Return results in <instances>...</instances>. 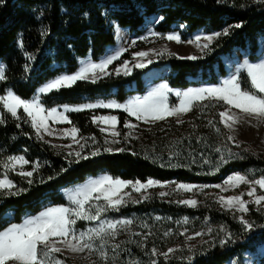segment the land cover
I'll return each instance as SVG.
<instances>
[{"label":"trees","instance_id":"16d2710c","mask_svg":"<svg viewBox=\"0 0 264 264\" xmlns=\"http://www.w3.org/2000/svg\"><path fill=\"white\" fill-rule=\"evenodd\" d=\"M155 16L163 17L154 26L157 32L176 31L184 40L199 30L220 32L237 23L242 27L233 28L229 35L215 39L210 45L211 51H206L202 59L161 55L146 68H134L131 75L109 74L95 83L81 80L71 87L52 91L42 97L43 106L81 105L96 100L123 102L133 95L143 94L147 89L145 75L163 67H168L169 73L153 79L152 83L165 80L170 87L178 89L217 84L227 75L222 57L233 49L246 51L250 62H256L262 55L264 3L257 0H0V63L6 76L0 81V95L10 90L30 100L48 81L74 73L80 59L99 60L107 48L115 44L114 24L139 34L144 30L146 20ZM241 82L250 87L245 72H241ZM223 107L222 102H195L181 120L170 117L143 125L132 150H100L99 155L79 163H69L70 160L41 147L32 137V127L25 122L22 111L19 120L4 113L6 122L0 124V145L14 149L25 143L51 165L60 167V172L53 179L27 185V191L19 196H0V214L13 210L16 220L22 215H35L42 206L40 200L46 195L101 173L139 181L174 180L198 184L219 183L233 173L248 175L250 180L259 179L264 176V155L245 143L227 140L228 132L219 122L218 115ZM96 112L104 110L69 112V124L82 134H96L98 129L92 120ZM117 114L118 126L123 130L128 116L122 111ZM216 148H221L225 156V149H230L243 158L229 160L217 168L221 153L216 152ZM248 206L249 211L244 216L253 224L249 230L240 223L236 213L224 210L211 200L193 208L152 198L125 205L119 211L110 210L103 217L118 219L152 213L187 217L193 222L194 231L211 228V239L189 251L183 238L177 235L173 240L179 249L167 264H189L186 257L192 258L191 264H226L230 261L244 264L245 253H256L264 247V207L251 203ZM89 224L77 221L75 227L84 229ZM220 239L227 242L221 245ZM155 244H151L150 250L166 248L164 244ZM127 252H135L134 247L126 248L123 257ZM56 255L65 264H73L68 257ZM157 264H165V260L157 258ZM257 264H264V254Z\"/></svg>","mask_w":264,"mask_h":264},{"label":"snow or ice","instance_id":"6c2138e0","mask_svg":"<svg viewBox=\"0 0 264 264\" xmlns=\"http://www.w3.org/2000/svg\"><path fill=\"white\" fill-rule=\"evenodd\" d=\"M222 2V0H218ZM257 2L264 3V0H257ZM161 20L163 17L160 18ZM183 27V26H181ZM242 24L237 23L235 25H229L220 32H214L210 35L200 36L197 35L193 40L188 43H193L197 48L201 50L202 55H188L186 57H178L180 59L197 60L202 59L203 54L206 51H211L210 45L214 39H218L221 36H227L231 33L233 28L239 29ZM150 35L157 36L158 33L150 32ZM168 41H175L177 43L182 42L178 33H170L163 37ZM140 39H147V37H141ZM201 40L204 43H201ZM133 45L135 40L131 42ZM21 43V47H22ZM127 51L126 48L118 49L114 54L108 55L105 59L99 62H93L86 60L76 72L72 74H63L52 81L46 83L39 89L40 93H50L52 91H59L61 88H68L81 80H91L93 83L97 79L103 76L109 75L107 71L109 65ZM154 51V50H153ZM162 53H157L160 55ZM149 56L148 52L140 51L133 53V60L135 63L129 66V61H124L121 65L115 68L116 75H131L132 69H143L149 64L153 63L152 59H145ZM29 59H32L29 56ZM241 71L246 72L247 83L250 87H246L241 82ZM6 78L5 70L0 67V81ZM168 89L166 84H161L158 88L154 89L148 94V96L142 99H133L126 104H121L115 100L97 103H87L78 106H63V111H58L53 107L50 110L44 109L38 97L26 100L12 91H6V94L0 95V124L5 123L4 113L10 114L13 118L21 119V110L27 117L25 122L31 123L32 128L36 131L37 137H41V133L53 135V131L48 126V118H52L54 122H68L70 123L66 112L83 111L85 109H122L129 116H134L137 120L148 121L151 118L152 121L164 120L168 116L178 115L181 113H187L192 110L194 102L203 103L205 101H216L217 103L223 102L228 107L224 111L219 112V122L228 129H234V126L239 124L244 117L255 118L259 122H264V59L259 62L245 61L241 66V70H238L235 74H231L227 79L219 86L215 87H201L190 89L188 91L177 93L180 97V103L178 106H169L166 101L165 91ZM207 106V105H205ZM231 109H237L238 112H233ZM47 111V116L41 113ZM243 114V115H240ZM99 121L101 124L111 127V135L116 137L120 135L117 132L116 125L118 123L117 117L114 115L94 117L93 122ZM180 122V121H178ZM209 124L215 128L216 125L212 121ZM19 127V124H17ZM125 127L132 128L134 125L126 123ZM106 128H101V131H106ZM219 132V129H216ZM78 129L72 127L70 130H63L62 135L64 137H71L73 141L79 146L80 150L70 151L68 156H74V161L79 163L81 160H87L91 156H97L100 154L99 148L93 150L89 155L83 154V149L87 146V142L80 144L77 139ZM93 139L94 138H90ZM227 140L232 143L235 142V138L232 135L227 137ZM118 141L113 140V143ZM107 143V141H106ZM239 145L237 144V147ZM66 147L71 148V145ZM104 151L112 152L114 149L105 148ZM115 151H124V149H115ZM216 152L221 153L219 164L227 163L229 160L240 158L239 154L232 153L230 149H225L227 156L222 153L221 148H216ZM205 163H208L205 160ZM29 161L23 155L8 156L6 159H0V168L3 172H0V196L10 197L19 196L26 189L18 187V185L10 178V173H15L26 179L27 183L31 185L33 183V174L37 172L40 165L39 163H32L30 171H25L24 166L28 165ZM179 166V165H176ZM19 169V170H17ZM49 179H53L49 177ZM43 182V181H42ZM224 185L227 187L238 188L241 185H248V191L235 196H220L218 202L222 207L228 210L235 209L236 211L246 214L249 211V203H254L258 206L264 207V194H257V186L264 192V176L259 179L250 180L248 175L234 173L229 175L224 181ZM164 185L153 179H148L146 182L126 181L120 178H114L108 175L99 179H94L90 183L77 187L73 191L69 192L67 199L69 206H55L48 207L44 211L35 216H29L22 220L20 223H10L8 226L0 228V264H65L64 260L57 257L56 254L64 251L72 253H83L87 251L89 254H96L102 264H115L116 256H109L108 248L111 249L113 254L117 253L121 247L120 243H110L115 241L116 237L122 231H131V226L136 223L133 218H102L103 214L108 211H119L120 208L126 205L129 201L139 203L140 200H132L130 193L124 190L131 187L133 192L143 193L151 187ZM200 186L192 184L177 183L174 191L192 192ZM203 187H208L207 185ZM214 187H220L222 191H226L227 188L221 185ZM170 193L160 192V197H165ZM247 195L251 197V201H246L243 196ZM127 197L128 199H126ZM142 199L144 197L142 195ZM103 201V203H101ZM179 204H183L188 207H197L198 201L196 199H182L176 201ZM5 219H11V214L6 213ZM156 220H160L161 217H155ZM91 221L95 222L94 226L88 227L85 230L78 231L74 226L77 221ZM240 223L246 230L253 227V224L249 222L244 215L239 217ZM178 224H187L188 219L184 218L181 221H176ZM139 226L145 229H149V225L146 222L141 221ZM211 232V229L208 230ZM187 229L180 232V235H186ZM171 234V229L164 232L165 236ZM134 235H141V240L138 242L143 247L144 241L149 235H152L151 231L141 234L134 233ZM204 235L201 232H195L192 236H186V239L191 240L194 237H200ZM231 237L229 236L228 239ZM98 242V243H97ZM227 242L226 239H220L219 243L224 245ZM207 244L208 242L205 241ZM192 249L190 248L189 251ZM176 249L169 248L166 252L160 253L156 248L151 250L153 257L162 255L165 258V264H167L170 254H174ZM189 264H191V257H186ZM92 264H96L95 261ZM133 264H140V262H133ZM150 264H157L156 259H152Z\"/></svg>","mask_w":264,"mask_h":264},{"label":"rangeland","instance_id":"374dc122","mask_svg":"<svg viewBox=\"0 0 264 264\" xmlns=\"http://www.w3.org/2000/svg\"><path fill=\"white\" fill-rule=\"evenodd\" d=\"M160 20L159 16L151 17L146 20L144 24V30L142 33H133L130 32L127 28H121L118 25L114 24L113 30L116 36V41L115 44L112 47H108L105 54L97 61L92 60L90 57H85L83 59L79 60L78 68L86 61H93V62H99L103 59H105L108 55L114 54L118 49L120 48H126L127 51L123 52V54L119 57V59L115 60L111 65H109L107 71L110 74H115V68L121 65L124 61H129L130 64L129 66L135 61L133 60V53L135 52H148L149 56L145 59H152L155 61L159 56L161 55H173L176 57H186L188 55H196V56H201V50L195 46L193 43H188V41L193 40L197 35L204 36V35H210L212 33H206L204 31H197L193 33L191 36H189L187 39H182L181 36V41L180 43H177L175 41H168L167 39H164L166 35L170 33H178L176 31L174 32H169V33H160L157 32L154 29V26L156 23ZM150 32H155L158 33L159 35L157 36H152L150 35ZM179 34V33H178ZM180 35V34H179ZM141 37H147V39H140ZM135 40L136 43L133 45L131 42ZM215 40V39H214ZM213 40V41H214ZM201 43H204L203 40H201ZM154 50V51H153ZM261 50H262V55L261 57L256 61L259 62L260 60L264 59V42H261ZM157 53H162L160 55H157ZM205 54V53H204ZM203 54V55H204ZM222 61L227 69V75L225 77H222L218 80L217 84H202L200 86L196 87H189L186 89H178V88H172L169 86V84L165 80H161L157 83H152L153 79L157 77H164L169 73V68L168 67H163L159 70L147 73L145 75L146 83H147V89L143 94L140 95H133L126 99L123 102H118L121 104H126L128 101L133 100V99H142L150 92H152L154 89L158 88L161 84H166L168 86V89L170 91L166 90L165 91V96H166V101L169 104V106L176 105L178 106L180 103V97L177 96V93H182L185 91H188L190 89H195V88H201V87H215L219 86L223 80L227 79L231 74H235L238 70H241V66L244 64L245 61L250 62L247 59V52L246 51H241L239 49H233L229 54H226L225 56L222 57ZM0 67H3V64L0 63ZM4 68V67H3ZM134 69V68H133ZM132 69V70H133ZM78 70V69H77ZM76 70V71H77ZM75 71V72H76ZM243 72V71H241ZM246 73V72H245ZM123 75V74H121ZM104 77V76H103ZM55 79V78H54ZM100 79V78H99ZM53 80V79H52ZM50 80V81H52ZM48 81V82H50ZM47 82V83H48ZM46 84V83H45ZM44 84V85H45ZM42 85L41 87H43ZM39 87L35 93V95L31 98H36L38 97L41 104H42V97L46 95L45 93H40ZM48 94V93H47ZM100 101L108 102L112 100H96L93 102H87V103H97ZM117 102V101H116ZM222 102V101H221ZM84 103V104H87ZM195 103V102H194ZM222 104H224L222 102ZM83 105V104H81ZM65 106V105H63ZM63 106H58L55 107L57 108L58 111H63ZM67 106H78V105H67ZM44 109L50 110L51 108H46L43 106ZM228 107L227 105L224 104V107L222 108L221 111H224L225 108ZM2 108V106H0ZM85 110H104V112H96L93 117H100V116H108V115H114L117 117L118 120V114L117 112H124L122 109H105V108H96V109H85ZM233 112H238L237 109H231ZM22 111V110H21ZM69 112H66L65 114L67 115ZM44 116H47V111H44L41 113ZM128 118L125 121L126 123H130L134 125L132 128L125 127L124 124V129L120 130L118 123L116 125V131L120 133V135L113 137L111 135V127L108 125L101 124L99 121L94 123L98 129V132L96 134H82L78 131L77 134V139L79 140L80 144H84L87 142V146L83 149V154L84 155H89L93 150L99 148V150H104L105 148H112L114 149H124L127 151L132 150L133 144H134V139H137L136 135L141 129L143 125H148V124H153L157 121H152L151 118H148V121L144 120H137L134 116H129L128 113H126ZM187 113H181L178 115H173V116H168L166 118H175L177 120H181ZM10 115V114H9ZM24 115V114H22ZM21 115V116H22ZM68 116V115H67ZM24 117L27 120V117L24 115ZM165 118V119H166ZM69 119V118H68ZM264 123V122H261ZM29 124L31 125L30 121ZM48 126L49 128L53 131V135H48L45 133H41L42 138H38L36 131L32 128V137L35 139V141L44 149L50 150L51 152L61 156L65 160H75L74 156H68V153L70 151H77L80 150L79 146L73 141V139L69 137H64L62 135L63 130H70L73 126L70 125L68 122L60 123V122H54L52 118H48ZM224 126V125H223ZM32 127V126H31ZM225 127V126H224ZM101 128H106L107 130L102 132ZM226 128V127H225ZM228 135H232V130L226 128ZM90 138H94L90 139ZM235 141L236 142H242L245 143L250 149L254 150L255 152L262 153L264 155V137L259 140V139H250V141H253L254 144L252 143H247L246 141H242L241 139H238L236 137ZM113 140L118 141L117 143H113ZM107 141V143H106ZM249 141V142H250ZM67 145H71V148L66 147ZM13 155H23L28 161L29 164L24 166L25 171H30L32 170L31 165L32 163H39L40 167L37 172H34L33 174V183L34 182H40V181H45L49 179V177H55L59 172H60V167H54L51 165L43 156L39 155L35 150L31 149L28 145L25 143H20L17 148L14 149H9L8 147H3L0 145V159H6L8 156H13ZM19 170V169H17ZM0 172H3V169L0 168ZM234 174V173H233ZM108 175L114 178H120L122 180L126 181H136L134 179L128 178V177H117L114 176L113 174L110 173H101L98 174L97 176L94 177H89L87 178L84 182L74 184L72 186L66 187V188H59L52 192L51 194L46 195L44 198L40 200V202L43 201L42 206L40 208V211L37 213L39 214L40 212L44 211L48 207H55V206H69V201L67 199V195L69 192L73 191L77 187H82L88 183H90L94 179H99L102 178L103 176ZM232 175V174H230ZM229 176V175H228ZM227 176V177H228ZM226 177V178H227ZM10 178L18 185V187L25 189L27 185H29L26 181V179L22 178L19 175H16L15 173H10ZM222 180L219 183H214V184H198V183H184V182H177L174 180L170 181H158L160 184L164 185L163 187L161 186H156V187H151L148 188L147 190L143 191V193H136L133 192L131 187L125 189L124 191L127 193H130L132 200H140L141 201H146V200H151L152 198L160 199L162 201L171 203V204H179L176 201L182 200V199H196L198 201V205L202 206L208 201H214L219 204L221 208L224 210L236 213L238 216V219L241 215H244L235 209L228 210L225 207H222L221 203L218 202V198L220 196H235V195H240L241 193H246L248 191L249 186L248 185H241L238 188H232V187H227L224 185V181ZM154 180V179H153ZM147 181V180H146ZM146 181H141V182H146ZM177 183H184V184H192V185H197L200 186L197 189H195L192 192H184L182 190L180 191H174L175 185ZM207 185L208 187H203ZM216 185H221L223 187H226V191H222L220 187H214ZM160 192H165V193H170V195H167L165 197H160L159 193ZM257 194H264V192H261V190L257 186ZM142 195L144 197H147L145 199H142ZM128 199L127 197H125ZM243 199L246 201H251V197H248L247 195L243 196ZM103 203V201H101ZM134 202L129 201L126 203L128 204H133ZM251 203V202H250ZM249 203V204H250ZM257 207H260L254 203H251ZM183 205V204H179ZM11 214V219H5V214ZM35 214V215H37ZM35 215H22L18 220H16L15 217V212L13 210H7L4 211L3 213L0 214V228L8 226L10 223H20L22 220L26 217L29 216H35ZM161 217L160 220H156L155 217ZM102 218H109V217H103ZM122 218H133L136 223L131 226V231H122L117 237L115 241H111L110 243H120L121 247L118 250L117 253L113 254L111 252V249L108 248L109 256H116L115 264H133V262H140V264H149L152 259L157 258H162L165 260V258L162 255H157L153 257L151 255V244L153 242H156L159 245H166V248L164 250L158 251L160 253L166 252L169 248L176 249V251L179 249V245L174 242V237L177 235H180V232L184 231L187 229L186 235H180V237L183 238L185 247L188 249H194L197 245H200L204 243L205 241H208L211 239L210 233L208 230L211 228H208L205 231L198 230L194 231L193 230V222L188 219L187 217H170L168 215L160 214V213H152L149 215H142V214H132L129 217H122ZM184 218L188 219L187 224H178L176 221H181ZM120 219V218H118ZM79 221V220H78ZM143 221L146 222L149 225V229H145L139 226V223ZM84 222H89L90 224L87 225L84 229H77L78 231L85 230L88 227L94 226L95 222L91 221H84ZM171 229V234L168 236L164 235L165 231H168ZM151 231L152 235H149L148 238L144 241L143 247L139 245V241L141 240V235H134V233H141L144 234L148 231ZM212 230V229H211ZM195 232H201L204 233V235L200 237H194L191 240L186 239V236H192L194 235ZM98 243V242H97ZM166 243V244H165ZM128 247H134L135 252H132L130 254L127 252V256L123 257L122 253L125 251L126 248ZM175 251V252H176ZM137 255H133V254ZM63 256L68 257L73 264H92L93 261L96 262V264H102V262L98 259L96 254H89L87 251L83 253H72L69 251H64L62 253ZM264 254V247H260L256 253H245L244 258H243V263L244 264H257L258 258ZM140 255V257H139ZM174 254H170V258ZM123 257V258H122ZM147 261H149L147 263ZM226 264H234L232 261L227 262Z\"/></svg>","mask_w":264,"mask_h":264},{"label":"crops","instance_id":"0c3cea01","mask_svg":"<svg viewBox=\"0 0 264 264\" xmlns=\"http://www.w3.org/2000/svg\"><path fill=\"white\" fill-rule=\"evenodd\" d=\"M231 130L234 137L244 142L246 141L247 143L254 144L250 139L261 140L264 137V123L259 122L255 118L244 117V119Z\"/></svg>","mask_w":264,"mask_h":264}]
</instances>
